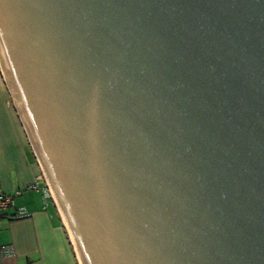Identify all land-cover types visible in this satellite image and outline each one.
<instances>
[{
    "label": "water",
    "instance_id": "1",
    "mask_svg": "<svg viewBox=\"0 0 264 264\" xmlns=\"http://www.w3.org/2000/svg\"><path fill=\"white\" fill-rule=\"evenodd\" d=\"M0 73L80 264H264V0H0Z\"/></svg>",
    "mask_w": 264,
    "mask_h": 264
},
{
    "label": "crops",
    "instance_id": "2",
    "mask_svg": "<svg viewBox=\"0 0 264 264\" xmlns=\"http://www.w3.org/2000/svg\"><path fill=\"white\" fill-rule=\"evenodd\" d=\"M41 175L40 167L12 106L0 73V192L13 193L15 205L31 215L0 218V246L12 245L14 255H0V264H78L70 235L53 205L43 208L39 191L27 189Z\"/></svg>",
    "mask_w": 264,
    "mask_h": 264
},
{
    "label": "built area",
    "instance_id": "3",
    "mask_svg": "<svg viewBox=\"0 0 264 264\" xmlns=\"http://www.w3.org/2000/svg\"><path fill=\"white\" fill-rule=\"evenodd\" d=\"M27 189L39 191L42 195L43 208H47L49 205L56 207L55 200L52 196L49 185L45 181L43 175H39L35 181L28 185ZM20 194V191H15L13 193H3L0 192V218L4 217L8 209H12L13 212L10 215L11 219H23L31 215L25 207L15 205V197ZM58 210V209H57ZM15 249L12 245L0 246V255H14Z\"/></svg>",
    "mask_w": 264,
    "mask_h": 264
},
{
    "label": "rangeland",
    "instance_id": "4",
    "mask_svg": "<svg viewBox=\"0 0 264 264\" xmlns=\"http://www.w3.org/2000/svg\"><path fill=\"white\" fill-rule=\"evenodd\" d=\"M78 264H80V263H79V260H78Z\"/></svg>",
    "mask_w": 264,
    "mask_h": 264
}]
</instances>
